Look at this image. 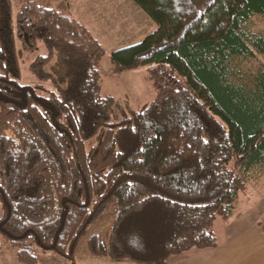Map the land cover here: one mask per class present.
I'll return each instance as SVG.
<instances>
[{
	"label": "trees",
	"instance_id": "obj_1",
	"mask_svg": "<svg viewBox=\"0 0 264 264\" xmlns=\"http://www.w3.org/2000/svg\"><path fill=\"white\" fill-rule=\"evenodd\" d=\"M131 2L156 28L108 59L113 74L146 68L142 110L100 96L105 50L70 14L27 2L13 19L0 0V252L20 264L73 260L82 242L132 264L214 247V221L239 215L264 169V32L250 28L264 0ZM39 43L46 97L17 69Z\"/></svg>",
	"mask_w": 264,
	"mask_h": 264
},
{
	"label": "rangeland",
	"instance_id": "obj_2",
	"mask_svg": "<svg viewBox=\"0 0 264 264\" xmlns=\"http://www.w3.org/2000/svg\"><path fill=\"white\" fill-rule=\"evenodd\" d=\"M12 18L14 19L21 5L34 2L41 7L68 13L83 25L101 44L105 56L101 58L98 70L100 72V96L111 97L121 107L142 110L155 98V91L147 74L146 68L136 71H125L113 74L108 56L119 49L140 43L156 28L144 12L131 0H10ZM250 28L264 32V19L255 17ZM1 47V44H0ZM18 48V44H17ZM47 56L45 47L39 43L35 50L23 53L18 57L17 69L20 73L21 85L40 87L37 94L46 97L55 89L51 82L41 83L31 73L30 66L39 57ZM52 60L47 66L49 71L58 76ZM250 64H247L249 67ZM264 66V57L252 62L253 70ZM118 120V118H117ZM247 195L239 198L235 204L237 217H264V169L255 172L247 180ZM1 216V207H0ZM0 264H20L15 260L12 251L0 252ZM36 264H132L125 261H112L85 252V243H81L78 255L73 260H67L52 253L37 254Z\"/></svg>",
	"mask_w": 264,
	"mask_h": 264
},
{
	"label": "crops",
	"instance_id": "obj_3",
	"mask_svg": "<svg viewBox=\"0 0 264 264\" xmlns=\"http://www.w3.org/2000/svg\"><path fill=\"white\" fill-rule=\"evenodd\" d=\"M211 231L214 247L192 248L166 264H264V217L216 219Z\"/></svg>",
	"mask_w": 264,
	"mask_h": 264
}]
</instances>
